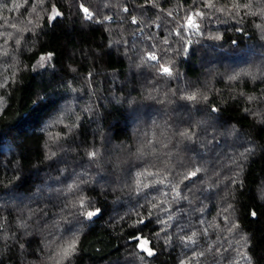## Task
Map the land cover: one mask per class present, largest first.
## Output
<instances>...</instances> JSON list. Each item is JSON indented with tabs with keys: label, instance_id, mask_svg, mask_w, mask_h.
Instances as JSON below:
<instances>
[{
	"label": "trees",
	"instance_id": "trees-1",
	"mask_svg": "<svg viewBox=\"0 0 264 264\" xmlns=\"http://www.w3.org/2000/svg\"><path fill=\"white\" fill-rule=\"evenodd\" d=\"M0 264H264V0H0Z\"/></svg>",
	"mask_w": 264,
	"mask_h": 264
},
{
	"label": "snow or ice",
	"instance_id": "snow-or-ice-1",
	"mask_svg": "<svg viewBox=\"0 0 264 264\" xmlns=\"http://www.w3.org/2000/svg\"><path fill=\"white\" fill-rule=\"evenodd\" d=\"M82 10H83V12H85V13L88 15V18L91 17V13H89V11H88L87 8H83V7H82ZM56 15L58 16L59 13L57 12ZM197 15H200V13H197ZM50 19H51V17H50ZM133 23H135V20H133ZM187 26H188L189 28H198V27H199L198 25H196V24L193 23V18H192V16H189V17H188V24H187ZM237 31H240V29H237ZM234 43H235V42H234ZM185 51H188V49H185ZM148 59L151 60V61H156V60H157V57H156L155 54H152V55H150V56L148 57ZM161 70H162V73H163V74H166V75H168V76H171V75H172L171 70H170L168 67H163V66H162V69H161ZM233 78H235V77H233ZM187 99H188V100H195L196 97H195V96H188ZM212 111H216V109H212ZM182 135H187V133H183ZM116 151H117V152H120V151H121V146H120V145H117V146H116ZM138 151H139V150H138ZM141 154H142V153H141ZM89 155H90V157H92V158L94 159V158L96 157L97 154H96L95 152H92V153H90ZM242 155H243V154H242ZM199 171H200V169L197 168L195 171L190 172V173L188 174V177H186V179H190V178H192V177H195V176L197 175V172H199ZM177 195H179V193H177ZM98 211H99V209H97V212H98ZM97 212H91V211H90V212L87 213V215H88L89 218H91V217L96 216ZM253 215H255V213H253ZM146 244H147V241H142V243H141L140 245H138V247L143 248V251H144V252H146L149 256H152L153 253H152L151 251H149L148 248L144 247V245H146ZM74 250H75V244L72 243V244H70L67 248L63 249V256H65V257L69 256Z\"/></svg>",
	"mask_w": 264,
	"mask_h": 264
},
{
	"label": "rangeland",
	"instance_id": "rangeland-1",
	"mask_svg": "<svg viewBox=\"0 0 264 264\" xmlns=\"http://www.w3.org/2000/svg\"><path fill=\"white\" fill-rule=\"evenodd\" d=\"M85 16L88 17V15L86 13H85ZM142 241H146V240L141 239L140 242H139V245L142 243ZM144 247L148 248V250L150 251V249L148 247V243L146 245H144ZM141 249H143V248H141Z\"/></svg>",
	"mask_w": 264,
	"mask_h": 264
}]
</instances>
